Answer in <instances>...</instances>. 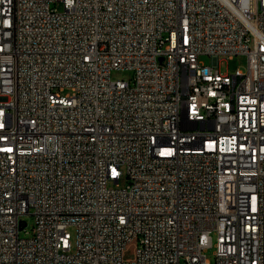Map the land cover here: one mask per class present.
Segmentation results:
<instances>
[{
	"label": "built area",
	"instance_id": "1",
	"mask_svg": "<svg viewBox=\"0 0 264 264\" xmlns=\"http://www.w3.org/2000/svg\"><path fill=\"white\" fill-rule=\"evenodd\" d=\"M0 264H264V0H0Z\"/></svg>",
	"mask_w": 264,
	"mask_h": 264
},
{
	"label": "rangeland",
	"instance_id": "2",
	"mask_svg": "<svg viewBox=\"0 0 264 264\" xmlns=\"http://www.w3.org/2000/svg\"><path fill=\"white\" fill-rule=\"evenodd\" d=\"M200 61L204 63L207 66H211L214 63V59L210 56L204 55L201 56ZM247 65V57L238 55L234 56L232 59H228L225 57H222L217 62L216 69H218L222 74L226 73H233L237 68H240L241 70H245ZM134 76V72L129 69H123V70H114L111 73V79L113 81L117 80H123V81H130ZM126 184L125 178H123L120 182V187H124ZM112 186V185H110ZM21 219L26 222V227L20 232L21 237H29L32 235L33 227L35 225V216L33 215V211H30L28 214H25L21 217ZM70 232L73 237V244L75 243V229L71 228ZM215 248H210L207 250L206 255L208 259L214 263L215 261Z\"/></svg>",
	"mask_w": 264,
	"mask_h": 264
}]
</instances>
